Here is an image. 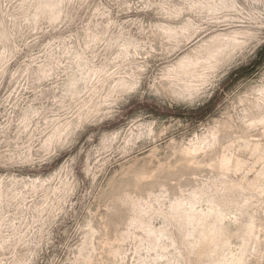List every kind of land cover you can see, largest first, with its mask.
<instances>
[{"label":"rangeland","instance_id":"rangeland-1","mask_svg":"<svg viewBox=\"0 0 264 264\" xmlns=\"http://www.w3.org/2000/svg\"><path fill=\"white\" fill-rule=\"evenodd\" d=\"M261 35L264 0H0V264H264Z\"/></svg>","mask_w":264,"mask_h":264},{"label":"snow or ice","instance_id":"snow-or-ice-1","mask_svg":"<svg viewBox=\"0 0 264 264\" xmlns=\"http://www.w3.org/2000/svg\"><path fill=\"white\" fill-rule=\"evenodd\" d=\"M261 43L264 44V35H261L259 38ZM256 37H253L249 43H248V48L246 49L247 54L251 55L254 52L255 46H256Z\"/></svg>","mask_w":264,"mask_h":264}]
</instances>
